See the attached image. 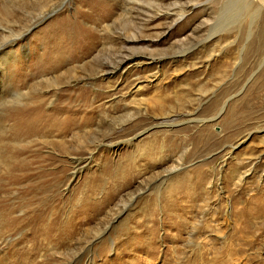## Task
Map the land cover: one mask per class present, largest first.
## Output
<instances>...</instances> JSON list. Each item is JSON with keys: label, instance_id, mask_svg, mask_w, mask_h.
Returning <instances> with one entry per match:
<instances>
[{"label": "rangeland", "instance_id": "obj_1", "mask_svg": "<svg viewBox=\"0 0 264 264\" xmlns=\"http://www.w3.org/2000/svg\"><path fill=\"white\" fill-rule=\"evenodd\" d=\"M137 1L0 0V264H264V0ZM64 90L73 151L13 134Z\"/></svg>", "mask_w": 264, "mask_h": 264}, {"label": "bare ground", "instance_id": "obj_2", "mask_svg": "<svg viewBox=\"0 0 264 264\" xmlns=\"http://www.w3.org/2000/svg\"><path fill=\"white\" fill-rule=\"evenodd\" d=\"M139 1H137V3H140ZM3 9H6V8H3ZM128 13L130 14L129 11H128ZM9 40L10 39L8 36H3L2 40L0 41V76L4 75V70L7 69L6 65L11 60L12 55L9 51H7V48L10 46ZM123 43L125 44V42H123ZM124 44L122 45V47L127 48V46ZM125 56L128 57L126 54L122 55L120 58V62H122L123 59L126 58ZM146 57H147V55H146ZM65 92H66L65 90H64V92L63 91L59 92V95L61 96L60 101L53 105V106L58 108L57 113L60 111V113L62 115H64L63 118H53V119H56L57 121L56 120L54 121L52 119L51 113H47L45 111V108H44L45 101L43 100V98L35 97V98L31 99V97H29V95L27 93H23L21 91L12 92L9 95L10 97L7 100L13 106V108H12V110H10L11 112L9 114V118L12 122V126L14 129L13 134L15 136L20 135V136L29 137L31 135H35V134H39V133H42L45 131H49V129L52 128L53 130L54 129L57 130V134L59 136L63 137V138H61L62 142H61L60 146H59V144L56 146V151L59 154H63L67 151H73L72 146L68 145V140L64 139V136H66V134L71 129H73V127L76 126L78 123L77 119H75V115L79 111H82V110H80V108L75 109L74 108L75 103H78L81 106H86V105L88 106V99L85 97V91L84 90L68 91L67 93H65ZM63 96H66L65 99L62 98ZM119 142H121V141H119ZM2 155H3V153H2ZM7 156H9V155H7ZM36 156H37V154H36ZM37 158H39V157H37ZM48 159H50L52 161L54 160L52 156H49ZM23 160H24V158H23ZM18 164L16 167L13 168V171H16V172H11L12 173L11 174L12 180L15 182L23 181L26 179L29 180V178H31V171H29V170L32 168V167H28L30 164L28 166L26 164H19V165ZM11 170H12V168H11ZM201 175L202 176L198 177L197 184L202 183L203 180L205 179V175H203V174H201ZM190 186H191V183H189L188 180H181V181H178L176 185H173L172 189L174 192H176V194L182 195V194L186 193L187 190L190 189ZM204 224H206V223H204Z\"/></svg>", "mask_w": 264, "mask_h": 264}]
</instances>
